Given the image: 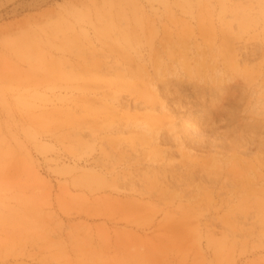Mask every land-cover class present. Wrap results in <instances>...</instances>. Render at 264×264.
I'll return each instance as SVG.
<instances>
[{"label": "rangeland", "instance_id": "374dc122", "mask_svg": "<svg viewBox=\"0 0 264 264\" xmlns=\"http://www.w3.org/2000/svg\"><path fill=\"white\" fill-rule=\"evenodd\" d=\"M0 264H264V0H0Z\"/></svg>", "mask_w": 264, "mask_h": 264}, {"label": "bare ground", "instance_id": "6f19581e", "mask_svg": "<svg viewBox=\"0 0 264 264\" xmlns=\"http://www.w3.org/2000/svg\"><path fill=\"white\" fill-rule=\"evenodd\" d=\"M68 42V41H67ZM188 66V65H186ZM148 95V93H147ZM260 102V100H256V102L253 104V106H257L256 104H258ZM155 108V107H154ZM151 121H154L156 123V120L151 119ZM138 125V129L139 132L141 133V135H144L150 139H157V134L158 132L155 130L154 124L150 123L149 121H144L141 123H137ZM171 132H173L172 134L175 136L176 135V131H174L173 125L170 128ZM82 176H85V180L89 181H103L105 182L106 180L104 179V177H102L100 174H95V172H84L81 174ZM89 176V178L87 177ZM97 178V179H95Z\"/></svg>", "mask_w": 264, "mask_h": 264}]
</instances>
